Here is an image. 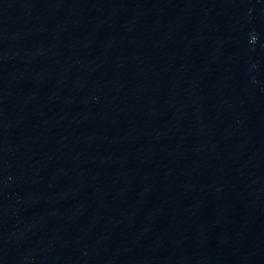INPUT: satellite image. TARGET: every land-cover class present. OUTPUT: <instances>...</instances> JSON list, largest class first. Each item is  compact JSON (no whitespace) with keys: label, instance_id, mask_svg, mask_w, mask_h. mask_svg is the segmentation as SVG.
Segmentation results:
<instances>
[{"label":"water","instance_id":"95a60500","mask_svg":"<svg viewBox=\"0 0 264 264\" xmlns=\"http://www.w3.org/2000/svg\"><path fill=\"white\" fill-rule=\"evenodd\" d=\"M0 225L30 264H264V0H0Z\"/></svg>","mask_w":264,"mask_h":264}]
</instances>
